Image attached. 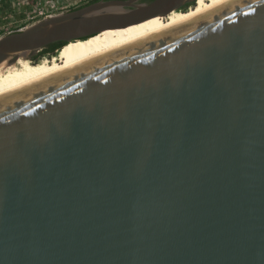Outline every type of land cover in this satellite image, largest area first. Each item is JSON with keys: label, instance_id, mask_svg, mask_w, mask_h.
<instances>
[{"label": "water", "instance_id": "95a60500", "mask_svg": "<svg viewBox=\"0 0 264 264\" xmlns=\"http://www.w3.org/2000/svg\"><path fill=\"white\" fill-rule=\"evenodd\" d=\"M195 2L91 3L0 38V64ZM0 264H264V0L1 92Z\"/></svg>", "mask_w": 264, "mask_h": 264}, {"label": "bare ground", "instance_id": "6f19581e", "mask_svg": "<svg viewBox=\"0 0 264 264\" xmlns=\"http://www.w3.org/2000/svg\"><path fill=\"white\" fill-rule=\"evenodd\" d=\"M224 1L196 0L194 6L185 11H173L167 16L153 17L127 27L103 30L87 39L69 42L54 54L39 57L36 62L30 61L29 57L39 55L42 50L18 53L0 64V93L142 39Z\"/></svg>", "mask_w": 264, "mask_h": 264}, {"label": "rangeland", "instance_id": "374dc122", "mask_svg": "<svg viewBox=\"0 0 264 264\" xmlns=\"http://www.w3.org/2000/svg\"><path fill=\"white\" fill-rule=\"evenodd\" d=\"M87 1L0 0V38L21 31L43 19L79 8Z\"/></svg>", "mask_w": 264, "mask_h": 264}, {"label": "trees", "instance_id": "16d2710c", "mask_svg": "<svg viewBox=\"0 0 264 264\" xmlns=\"http://www.w3.org/2000/svg\"><path fill=\"white\" fill-rule=\"evenodd\" d=\"M98 1H101V0H88L85 4L79 6V7H82V6H85V5H88V4H91V3H95V2H98ZM104 1H107V0H104ZM151 0H142V2H150ZM78 8V7H77ZM73 9H76V8H73ZM72 9V10H73ZM64 44L62 43H53L51 44L50 46H48L46 49L42 50L40 52L39 55L44 56L45 53H49L50 55L54 54L56 51H58ZM38 56V55H37Z\"/></svg>", "mask_w": 264, "mask_h": 264}, {"label": "flooded vegetation", "instance_id": "af4514ba", "mask_svg": "<svg viewBox=\"0 0 264 264\" xmlns=\"http://www.w3.org/2000/svg\"><path fill=\"white\" fill-rule=\"evenodd\" d=\"M45 55H50L49 53H46ZM39 57H41V55H38V57L37 56H33L32 57V60H37Z\"/></svg>", "mask_w": 264, "mask_h": 264}]
</instances>
